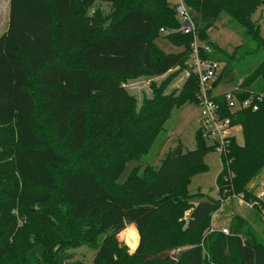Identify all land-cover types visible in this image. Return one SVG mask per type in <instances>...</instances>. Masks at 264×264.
I'll return each instance as SVG.
<instances>
[{"label": "trees", "instance_id": "16d2710c", "mask_svg": "<svg viewBox=\"0 0 264 264\" xmlns=\"http://www.w3.org/2000/svg\"><path fill=\"white\" fill-rule=\"evenodd\" d=\"M183 1L194 24L189 33L181 30L178 1L9 0L8 27L0 35V128L10 127L15 143L0 155L11 183L0 200V264H83L73 254L54 256L56 245L60 252L74 244L96 251L93 264H235L233 254L238 264H264V243L237 226L232 235H209L206 248L178 249L186 236L208 227L232 193L263 214L264 199L248 185L264 171V58L231 90L240 100L263 96L256 110L231 111L224 93L213 96L244 139L225 140L219 198L188 192L192 177L207 169L205 156L217 151L200 129L194 149L169 150L157 167L138 163L119 181L127 162L147 155L175 107L197 104L200 89L192 71L179 92L164 94L165 83L152 85L153 96L138 107L128 79L159 77L184 65L195 40L202 58L225 63L214 87L232 61L264 52L251 18L264 0ZM222 15L239 23L244 36L224 56L208 41ZM159 37L180 50L166 53L156 44ZM250 41L257 43L255 52L246 49ZM231 74L225 80L232 82ZM17 210L29 221L18 224ZM131 224L137 232L124 230ZM100 230L110 233L89 240ZM121 232L134 247L139 235L133 255L121 245ZM20 247L27 252L19 255Z\"/></svg>", "mask_w": 264, "mask_h": 264}, {"label": "rangeland", "instance_id": "374dc122", "mask_svg": "<svg viewBox=\"0 0 264 264\" xmlns=\"http://www.w3.org/2000/svg\"><path fill=\"white\" fill-rule=\"evenodd\" d=\"M170 1L174 2L176 0ZM101 6L106 12L110 9L109 5L106 3H101ZM251 18L257 27H259L260 37L264 38V7H259ZM8 22L9 8L7 7V0H0V35L7 29ZM242 32L243 28L239 23L230 21L226 15H222L220 20L217 22V25L208 31V41L223 50L222 53H220V56L232 54L235 48L244 42ZM156 44L166 53H175L180 50L179 47L175 46L163 37H159L156 40ZM247 45L246 49L250 52H255V50L258 49L255 41H250ZM242 52L243 51H240L239 54ZM191 58L192 56L185 61L184 65L163 76H141L138 78L128 79L126 81V88L128 93L136 98L138 107L141 105L143 99L151 98L153 96L152 85L161 87L162 84L165 83V87L162 89L164 94H172L181 90L186 81H188L192 76V71L194 70ZM263 58L264 52L257 54L250 53L244 54L242 58L238 57L239 60L237 61H232L229 68L226 70V73L223 74V80H221L215 87V91L230 90L239 86L242 80L259 65ZM221 62L225 64L223 61ZM230 73H232V82L227 79L225 80ZM199 110V106L196 103H187L181 107H175L170 118L165 123V129L155 140L147 155L143 156L141 161L132 160L127 162L119 181L124 182L132 168L138 163H142L143 165L150 164L157 167L160 165V160L169 150L174 148H182V151L194 149L196 147L195 137L197 130L199 129ZM235 132L236 133L234 134L238 143L242 144L244 139L241 133V128L238 126V128H235ZM14 143L15 141L11 128H0V155L3 153V150H6ZM205 163L207 164V169L204 172L196 174L192 177L188 184V192L190 194H195L198 191H201L210 197L219 198L217 176L222 169L220 151H210L205 156ZM7 180L8 175L5 167L0 166V200L2 198L4 188H7V186H10L11 184L8 183ZM248 187L251 188L256 195L264 190V171L260 176L253 179L249 183ZM50 210L51 209H43L45 212H49ZM23 211L27 212L26 210ZM14 214L17 216L18 224H23L30 219V215L22 214L19 210L15 211ZM231 226L242 228L245 232H252L260 241L264 243V214L261 216L258 211L253 209L252 203L246 201L242 195L232 193L230 196L222 200L220 209L217 213L215 212L212 215L208 227L198 236H186L180 241L178 249H186L196 245H201L206 248L207 245H212L211 240H208L209 235L223 230H227V235H232L233 231ZM130 227L136 230L134 226L130 225L124 230H127ZM124 230L122 232H124ZM95 232L88 238L89 240L94 238L95 241L99 242L105 234L109 235L110 230H107L106 233L101 230L99 232ZM122 232L118 235L119 240L122 242L121 245H123L125 252L128 255H133L139 245V235L138 243L134 247L132 242L122 236ZM35 238L34 234H30L29 240L31 242H34ZM59 249L60 245H56L54 247V256L59 257L61 255L64 256L67 254H73V260H79L83 262V264H93V260L96 255V251L87 244H74L72 246H67L58 252ZM26 252L25 248L20 247L18 254L22 255ZM174 252L178 253L177 250ZM233 255L236 257L235 264H238L239 259L237 258V255ZM52 260L55 259L51 256L48 259V262ZM71 261L72 260H70V262ZM70 262L67 261L63 264H70Z\"/></svg>", "mask_w": 264, "mask_h": 264}, {"label": "built area", "instance_id": "2783aa9c", "mask_svg": "<svg viewBox=\"0 0 264 264\" xmlns=\"http://www.w3.org/2000/svg\"><path fill=\"white\" fill-rule=\"evenodd\" d=\"M176 9L181 21V30L185 33L194 31L191 15L183 0L178 1ZM204 51L210 53L212 49L205 45ZM191 56L193 71L198 75L200 84L197 102L200 109L199 129L202 131L203 137L210 144L215 145L216 150L221 153L224 150L225 140L235 135L236 127L232 124L229 117L222 116L221 106L213 99L214 83L222 74L224 64L219 60L202 58L196 40L193 43V53ZM224 94L227 106L231 111L249 107L256 110L258 107L256 101L260 102L263 99V96H250L240 100L232 91L225 92ZM257 196L264 199V190L257 194ZM262 212L264 214V208H262ZM223 232L227 233V230H223Z\"/></svg>", "mask_w": 264, "mask_h": 264}, {"label": "crops", "instance_id": "0c3cea01", "mask_svg": "<svg viewBox=\"0 0 264 264\" xmlns=\"http://www.w3.org/2000/svg\"><path fill=\"white\" fill-rule=\"evenodd\" d=\"M177 1V0H176ZM7 7L9 8V0H7ZM6 31V30H5ZM216 87V86H215ZM234 89V88H233ZM233 89H230V90H223V91H215V88H214V95H220V94H223V93H225V92H228V91H231V90H233ZM235 128H238V126H236ZM239 128H241L240 126H239ZM236 133V132H235ZM218 212V211H217ZM216 212V213H217ZM130 226H134L133 224H131ZM135 227V226H134Z\"/></svg>", "mask_w": 264, "mask_h": 264}]
</instances>
